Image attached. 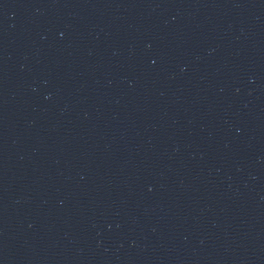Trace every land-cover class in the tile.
<instances>
[{
    "label": "water",
    "instance_id": "1",
    "mask_svg": "<svg viewBox=\"0 0 264 264\" xmlns=\"http://www.w3.org/2000/svg\"><path fill=\"white\" fill-rule=\"evenodd\" d=\"M0 264H264V0H0Z\"/></svg>",
    "mask_w": 264,
    "mask_h": 264
}]
</instances>
